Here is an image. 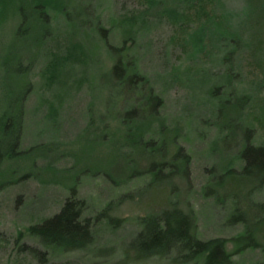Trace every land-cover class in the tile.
I'll use <instances>...</instances> for the list:
<instances>
[{
	"label": "rangeland",
	"instance_id": "1",
	"mask_svg": "<svg viewBox=\"0 0 264 264\" xmlns=\"http://www.w3.org/2000/svg\"><path fill=\"white\" fill-rule=\"evenodd\" d=\"M178 1L180 20L154 0H45L55 7L46 22L42 0H0V115L16 120L21 107L23 124L16 151L15 128L0 126V264H185L173 252L137 258L129 247L141 219L171 209L192 215L199 240L224 239L235 253L240 247L229 240L244 231L235 216L247 204L264 246V170L254 161L259 152L248 150L264 146V0ZM224 16L241 40L231 73L213 63L207 39L196 57L187 42L197 26ZM88 19L94 33L76 27ZM123 19L138 32L131 54L161 100L156 146L131 149L123 134L128 111L144 108L151 120L141 88L118 86L109 72L107 45L119 48L118 38L134 34ZM229 74L228 90H213ZM68 196L81 203L91 242L72 251L43 246L45 237L28 228L58 213ZM241 248L233 261L261 260L259 248Z\"/></svg>",
	"mask_w": 264,
	"mask_h": 264
},
{
	"label": "trees",
	"instance_id": "2",
	"mask_svg": "<svg viewBox=\"0 0 264 264\" xmlns=\"http://www.w3.org/2000/svg\"><path fill=\"white\" fill-rule=\"evenodd\" d=\"M44 1L45 0H42L41 3L43 6L41 11L43 20L46 21L47 11L49 12V8L53 9L55 7H51L48 2ZM147 1L150 3L153 0ZM154 2L160 7V11L173 18V20L181 19L182 13L177 10L179 5L178 0H154ZM57 10L62 12L60 8H57ZM118 23L121 28L127 30L132 29L134 34L129 37H124L123 39L118 38L117 40L121 41V46L119 48L107 45V52L113 51L109 54L112 55L114 60L109 72L115 77V84L118 86L125 82H129V87H131V89L136 90L137 88H141V92L145 95L142 99V104L144 103V106L150 107V109H148V117L151 118L150 121L145 123V119H143L144 116L142 115L145 111L144 108L139 110L138 113H136L135 109L128 111L121 117L124 123L123 134L126 135L125 140L129 143L131 149H134L135 146L141 148L143 145L156 146V139L161 141L160 136L164 131V123L157 118L158 116L156 117V111L161 106V100L153 93L146 77L140 73L137 62L138 59L131 54L132 48H134L136 40L138 39V32L125 19ZM87 24L88 27L82 24H77L76 27L88 28L90 32L94 33L97 27H93V22L89 19ZM68 26H70V22ZM98 34L100 35L99 32ZM114 36L117 38V33H115V31ZM206 39L211 48L216 51V54L212 57L213 63L226 64V70L228 71L229 69L228 72L231 73V58L236 54L241 43L235 22L230 20L229 17L224 16L215 20L207 19L204 23L193 29L187 36V42L192 56L196 57L202 53L206 46ZM123 43H128V46L125 47ZM224 55L226 56L225 58ZM203 71H207V69H201L198 72L201 73ZM229 75V80L226 79V81H222V84L218 85V87L213 90L219 89L223 91V89L226 88L228 90L232 78V75ZM211 95L214 99L220 98V94L218 95L213 91ZM8 96L9 95L6 96V99H8ZM224 102L226 103L227 101ZM225 103L223 104L224 106ZM20 108L16 120L14 117L9 119L8 116L10 114H8L7 111L4 113L2 112L0 115V120L7 117L6 122L2 123V120L0 121V126L2 125L3 127V125L6 124L8 128H15L14 135L16 136L13 142L14 151H16L17 142L20 135H22L23 129L22 111ZM153 124L156 125L155 129H152ZM161 128L163 129L161 130ZM129 135H137V138L132 139ZM154 136H157V138L154 139ZM248 148L250 151L257 150L259 152L260 159L258 157L254 159V161H261L260 169L263 171L264 146L255 147L249 145ZM177 151L178 154L180 148H178ZM175 156L173 159H175ZM0 158H4V155L0 154ZM182 158H179V160H183L185 163L187 161V155H184ZM159 165L160 168L163 163ZM166 168L179 175H184L186 173L185 169L182 173L181 171H176L167 163ZM149 169H151L150 166L147 170ZM242 169L246 171L247 167L244 166ZM263 184L264 181L261 185ZM81 206L80 202L68 196L58 213L53 215L50 219L44 220L40 225L28 228V233L30 232L32 236L37 238L41 236L45 237L47 241L42 242L43 246L52 247L61 251L77 250L89 245L91 242L90 239L92 238L91 225L86 219H81ZM243 208L244 211H239L240 213L237 214L235 218L236 221L244 224V231L229 240L233 245L240 247L235 253H228L226 251V241L224 239L199 240L194 232L195 224L192 215L183 214L177 209L162 211L156 216L141 219L138 223L140 231L130 241L129 247L137 258H164L173 252L176 254L175 258L180 260L179 263L185 264H239L232 260V255L242 251L241 247L259 248L262 253V258L252 264H264V246L259 245L254 238L255 227L261 220L257 218L253 219V221L248 220L246 215L249 207L245 204ZM232 216L233 215H231V217ZM250 222H253L254 225L252 223L249 224ZM249 243H251V246ZM175 258L174 260H176Z\"/></svg>",
	"mask_w": 264,
	"mask_h": 264
}]
</instances>
